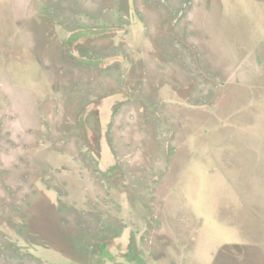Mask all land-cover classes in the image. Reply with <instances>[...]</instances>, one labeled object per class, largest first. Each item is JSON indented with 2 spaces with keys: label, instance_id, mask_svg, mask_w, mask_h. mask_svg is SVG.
Here are the masks:
<instances>
[{
  "label": "rangeland",
  "instance_id": "1",
  "mask_svg": "<svg viewBox=\"0 0 264 264\" xmlns=\"http://www.w3.org/2000/svg\"><path fill=\"white\" fill-rule=\"evenodd\" d=\"M196 1L0 0V264H264V61Z\"/></svg>",
  "mask_w": 264,
  "mask_h": 264
},
{
  "label": "flooded vegetation",
  "instance_id": "2",
  "mask_svg": "<svg viewBox=\"0 0 264 264\" xmlns=\"http://www.w3.org/2000/svg\"><path fill=\"white\" fill-rule=\"evenodd\" d=\"M195 1L196 0H193V2H195ZM218 1L219 0H199V3L189 4V7H187V9L190 11V15L193 17L195 14V16H194L195 18H194L193 26H192L193 31L190 34L191 37H193L195 35V31H196V33H198L199 35L205 36L203 41L207 42V44H208V40H209L208 26L212 21L210 19L211 13H209L208 9L214 8L215 3ZM220 1L226 2V0H220ZM233 1H235L236 14L239 15V13H240L239 16H244V17L247 16L248 17L247 21L251 22V23L247 24L246 31L243 30V33L240 34V36L238 37V40L235 41V45L238 48L243 47L242 49L245 50L244 54L241 53L240 59L249 55V57L253 59V61H252L253 68L258 73V71H259L258 68H260L259 63H261V65H262V62L264 61V57H263L264 51L262 50V44H264V42H263V40H264V21H262V20L260 21L259 19H256V18L252 19V18H250V16H253L255 13H257V10L263 9L264 2L262 1L260 3V1H259L258 4L255 5L254 0H232V3H233ZM208 2L210 3V5H207ZM245 4H247V5H245ZM258 28H262V29H258ZM256 32H258V36L256 38L257 40L254 38V34ZM259 37H261V38L259 39ZM207 47L209 48L208 45H207ZM259 53H261V54H259ZM144 55H145V53H144ZM141 58H143V56H141ZM237 59L238 58H236V60ZM144 60H146V59H144ZM234 61H235V59L232 62H234ZM233 66H234V64L231 63L229 65V67L227 68V71L224 72L225 74L229 73L230 78H232L231 81H233V77H234V75H233L234 73L232 70ZM222 82H223L222 85L227 84L228 79H225ZM176 117H177L176 115L172 116V118H170L171 121L174 120ZM156 231H157V229H155V231H153V232H156ZM156 235L157 234L154 233V236H156Z\"/></svg>",
  "mask_w": 264,
  "mask_h": 264
},
{
  "label": "crops",
  "instance_id": "3",
  "mask_svg": "<svg viewBox=\"0 0 264 264\" xmlns=\"http://www.w3.org/2000/svg\"><path fill=\"white\" fill-rule=\"evenodd\" d=\"M15 21H16V20H15ZM10 24L13 25V28H14V29H16V27H17V28L19 27V24H18L17 21H16V22H12V21H11ZM1 27H2V26H1ZM0 34H1V29H0ZM15 35L18 36V31L15 32ZM142 59H143V58H142ZM144 59H146V58H144ZM144 59H143V62H145ZM146 64H147V63H146ZM143 69H147V67H144V66H143ZM152 73H153V72H152ZM152 73H151V74H152ZM256 74H257V71H256ZM255 77H256V75H255Z\"/></svg>",
  "mask_w": 264,
  "mask_h": 264
},
{
  "label": "water",
  "instance_id": "4",
  "mask_svg": "<svg viewBox=\"0 0 264 264\" xmlns=\"http://www.w3.org/2000/svg\"><path fill=\"white\" fill-rule=\"evenodd\" d=\"M260 74V72L257 73V76ZM262 75V74H261Z\"/></svg>",
  "mask_w": 264,
  "mask_h": 264
}]
</instances>
